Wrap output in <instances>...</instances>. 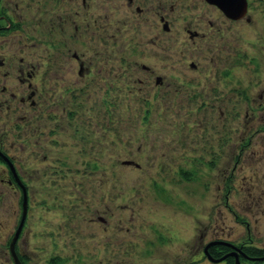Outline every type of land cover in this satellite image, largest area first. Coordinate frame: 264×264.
Masks as SVG:
<instances>
[{
	"label": "rangeland",
	"instance_id": "obj_1",
	"mask_svg": "<svg viewBox=\"0 0 264 264\" xmlns=\"http://www.w3.org/2000/svg\"><path fill=\"white\" fill-rule=\"evenodd\" d=\"M247 4L249 22L204 0H0V148L27 195L21 221L0 161V264L20 225L24 264L263 249L264 0Z\"/></svg>",
	"mask_w": 264,
	"mask_h": 264
},
{
	"label": "flooded vegetation",
	"instance_id": "obj_2",
	"mask_svg": "<svg viewBox=\"0 0 264 264\" xmlns=\"http://www.w3.org/2000/svg\"><path fill=\"white\" fill-rule=\"evenodd\" d=\"M259 119L263 120L264 123V115H262ZM259 133V132H258ZM255 134V135H258ZM241 156H238L237 163L241 159ZM236 169V165L234 166L233 171ZM233 171L230 173L233 174ZM230 191V187H228ZM226 199V203H227ZM255 249V250H254ZM206 257L208 256L209 261L214 262L215 264H234L237 258L239 264H242L244 262H247L248 256L246 254H249V262L250 260H255L254 263H261L264 264V247L263 249L257 248L255 245H252V247L247 246L243 243L241 245H235L233 242L226 241V240H213L209 241V243L205 244L202 249ZM203 252V253H204ZM254 255V258L252 259V256ZM205 257V256H204ZM206 259V258H205ZM207 260V259H206ZM257 261V262H256Z\"/></svg>",
	"mask_w": 264,
	"mask_h": 264
},
{
	"label": "water",
	"instance_id": "obj_3",
	"mask_svg": "<svg viewBox=\"0 0 264 264\" xmlns=\"http://www.w3.org/2000/svg\"><path fill=\"white\" fill-rule=\"evenodd\" d=\"M207 3L216 5L221 11L223 12L224 15H226L227 18L229 19H234V20H239L242 19L243 16L246 14L247 10V4L246 0H206ZM129 163V162H127ZM11 169L13 171V168L11 166ZM21 185V184H20ZM22 187V195H23V212H22V219L21 221L25 220V214L27 210V195L25 188L21 185ZM17 231L15 235L13 236L12 241L9 244V249L11 251V256L12 260H14V264H22L21 260H19L16 250L14 249L15 246V241L17 240V236L20 233L21 230V225L17 227ZM235 264H238L237 262Z\"/></svg>",
	"mask_w": 264,
	"mask_h": 264
},
{
	"label": "trees",
	"instance_id": "obj_4",
	"mask_svg": "<svg viewBox=\"0 0 264 264\" xmlns=\"http://www.w3.org/2000/svg\"><path fill=\"white\" fill-rule=\"evenodd\" d=\"M20 259L23 260V262L25 261L23 257H20ZM50 264H59V261L56 258H51Z\"/></svg>",
	"mask_w": 264,
	"mask_h": 264
}]
</instances>
